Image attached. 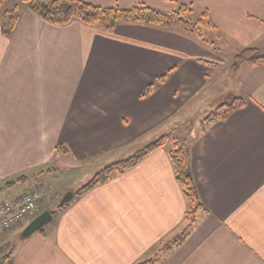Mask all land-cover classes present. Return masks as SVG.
Segmentation results:
<instances>
[{
  "label": "crops",
  "instance_id": "crops-1",
  "mask_svg": "<svg viewBox=\"0 0 264 264\" xmlns=\"http://www.w3.org/2000/svg\"><path fill=\"white\" fill-rule=\"evenodd\" d=\"M86 1L208 10L217 29L203 33L218 50L143 23L120 22L112 33L77 20L55 25L27 3L7 37L0 14V202L38 189L40 208L53 211L86 180L56 183L60 176L102 169L235 98L245 105L187 141L202 205L181 245L158 251L189 223L165 144L75 195L42 231L20 240L24 224L15 227V264H264V66L233 61L247 47L264 55V0Z\"/></svg>",
  "mask_w": 264,
  "mask_h": 264
},
{
  "label": "trees",
  "instance_id": "trees-1",
  "mask_svg": "<svg viewBox=\"0 0 264 264\" xmlns=\"http://www.w3.org/2000/svg\"><path fill=\"white\" fill-rule=\"evenodd\" d=\"M29 7L40 17L55 25L64 26L72 21H80L84 24L97 26L107 33L115 31L116 26L120 22L127 23H143L155 25L165 29H178L189 34H195L203 44L218 50L215 43L204 36L203 29H217L216 25L210 18L208 10L203 12V16L198 22H191L185 18V14L191 9L185 4H181L178 9L171 12H163L146 3H139L131 7L102 6L97 5L86 0H24ZM5 0H0V8ZM192 10V9H191ZM20 17L19 6H15L6 10L3 13L2 31L7 37H10L14 32ZM234 65L247 61L253 65L264 66V55L259 54V50L254 47H247L242 49L235 57ZM169 73V72H168ZM168 73L161 75L155 82H152L148 88L141 94V97L151 95L158 85L166 82ZM245 105V101L241 98H235L231 102H225L210 112L205 123L223 121L229 118L231 113L238 108ZM206 128L202 129V133ZM166 137L156 139L144 148L138 150L133 155L120 159L117 162L106 166L101 171L96 173L89 182L83 187L79 188L75 193L76 196H82L94 187L102 185L110 181L114 176L124 174L127 170L135 167L154 151L165 146ZM170 158L175 167V176L181 187L185 198L189 201V209L186 213L188 225L181 233L164 244H161L160 251H167L174 247H178L186 239L190 231L196 224V215L201 207L200 196L198 192L197 183L191 166V152L187 144H179L175 142V147L170 153ZM42 193V192H41ZM51 211L53 215H57L67 206ZM41 212L45 209L40 208ZM43 228L38 231H42ZM0 264H15L14 251H9L0 258ZM136 264H158L156 259L149 258L140 261Z\"/></svg>",
  "mask_w": 264,
  "mask_h": 264
},
{
  "label": "rangeland",
  "instance_id": "rangeland-1",
  "mask_svg": "<svg viewBox=\"0 0 264 264\" xmlns=\"http://www.w3.org/2000/svg\"><path fill=\"white\" fill-rule=\"evenodd\" d=\"M26 4V2L24 0H5L4 4L2 5V7L0 8V14H2L3 12H5L6 10L8 9H11L15 6H22ZM178 9V8H177ZM185 18H187L188 20H190L191 22H198L199 19L202 18L201 16V9L198 8V7H194V10L192 11L191 9L184 15ZM205 37H207L208 39H214L213 36L211 34H209L208 32H206L205 34ZM216 45V44H215ZM237 55V54H236ZM235 55V56H236ZM234 56V57H235ZM233 61L235 62V59L233 58ZM234 100V99H233ZM232 101V100H231ZM229 101V102H231ZM224 104V103H222ZM220 104V105H222ZM219 105V106H220ZM218 106V107H219ZM217 108V107H216ZM216 108H214L213 110H211L210 112L214 111ZM209 112V113H210ZM208 113V114H209ZM204 115V116H200L197 117V116H194V118H191L188 122H183V126L178 128V129H175V130H168V132L166 134H169V137L167 136H161V137H166V140H167V148L168 149H174V142H178L179 144H187V141L188 143L191 141V133L195 134V132H202V129L203 128H206L208 123H205V119L207 117V115ZM197 117V118H196ZM201 119V120H200ZM200 120V121H199ZM159 137V138H161ZM158 138V139H159ZM174 140V141H173ZM149 144V143H148ZM188 145V144H187ZM145 147V146H144ZM143 146L140 147V148H136V151L137 152L138 150L144 148ZM134 152V153H135ZM134 153H132L131 155H133ZM127 155V154H124V156ZM129 155V156H131ZM124 156H119L120 157H124ZM129 156H126V157H129ZM125 157V158H126ZM122 159V158H121ZM120 160V159H118ZM117 160V161H118ZM117 161H113L112 163L110 164H107L106 166H109ZM106 166H104L103 168H105ZM102 168V169H103ZM102 169L100 168H97V166H91V168L88 169V172L87 174H83V175H78L79 173H75L74 175L72 176H60V179L58 180V182L56 183H61V184H65V183H71V184H75V182L77 181H84L85 179V182L84 184L81 186L83 187L87 182H89L91 180V178L96 174L98 173L99 171H101ZM88 177V178H87ZM80 187V188H81ZM54 189V188H53ZM76 193V192H75ZM6 193H1L0 195V200L6 198L2 195H5ZM56 210V208H55ZM32 219H27L24 221V228L25 226L31 221ZM181 233V232H180ZM16 232H15V228H12V229H9V230H6V231H0V258L4 255V254H7L9 251H12L13 247H14V243H15V240L11 241V237H17L18 235H15ZM179 235V234H178ZM177 235V236H178ZM176 236V237H177ZM18 238V237H17ZM175 238V237H174ZM172 240V239H171ZM10 241V242H9ZM17 241V240H16ZM170 241V240H169ZM168 241V242H169ZM6 242H9V243H6ZM162 246V245H161ZM161 246L158 248V251H160L161 249Z\"/></svg>",
  "mask_w": 264,
  "mask_h": 264
},
{
  "label": "built area",
  "instance_id": "built-area-1",
  "mask_svg": "<svg viewBox=\"0 0 264 264\" xmlns=\"http://www.w3.org/2000/svg\"><path fill=\"white\" fill-rule=\"evenodd\" d=\"M40 190L25 192L20 199H6L0 202V231H6L21 225L27 219H33L40 212Z\"/></svg>",
  "mask_w": 264,
  "mask_h": 264
},
{
  "label": "water",
  "instance_id": "water-1",
  "mask_svg": "<svg viewBox=\"0 0 264 264\" xmlns=\"http://www.w3.org/2000/svg\"><path fill=\"white\" fill-rule=\"evenodd\" d=\"M75 196V193L70 191L66 193L63 198L59 201L58 207L62 208L66 204L70 203ZM54 218V215L49 210L42 211L39 215H37L35 218H33L21 231L19 234V239L24 240L31 236L33 233L38 231L39 229L43 228L46 224L51 222Z\"/></svg>",
  "mask_w": 264,
  "mask_h": 264
}]
</instances>
